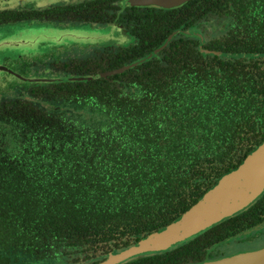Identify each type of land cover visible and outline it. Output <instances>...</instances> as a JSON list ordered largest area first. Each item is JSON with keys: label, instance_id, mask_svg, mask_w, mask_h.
Returning a JSON list of instances; mask_svg holds the SVG:
<instances>
[{"label": "trees", "instance_id": "1", "mask_svg": "<svg viewBox=\"0 0 264 264\" xmlns=\"http://www.w3.org/2000/svg\"><path fill=\"white\" fill-rule=\"evenodd\" d=\"M140 9L136 54L178 33L126 82L51 84L97 123L33 98L0 103V264H99L171 223L264 140V57L235 56L264 53V0ZM227 19L201 49L184 33ZM217 225L159 251L160 264L217 240Z\"/></svg>", "mask_w": 264, "mask_h": 264}, {"label": "flooded vegetation", "instance_id": "2", "mask_svg": "<svg viewBox=\"0 0 264 264\" xmlns=\"http://www.w3.org/2000/svg\"><path fill=\"white\" fill-rule=\"evenodd\" d=\"M128 1L68 0L62 4L45 5L40 8L19 7L0 11V25L14 22H34L57 28H68L79 25L101 26L115 24L121 27L130 36L131 40L127 45H93L89 48H84L72 43L71 39L75 37L67 35L69 39L63 44L66 46H54L53 49H58L52 55L34 57L30 61H24V64L16 63L12 67L7 64L8 66L5 65L4 68L0 69L2 75H4V77L0 78V103L33 98L37 106H40L38 101L42 100L53 106H59V111L61 112L68 114L77 112L78 117L83 114L81 111H76V109L84 108L85 113L82 119L85 121L93 119L95 110H91L90 106L81 102L60 99V93L58 91L55 93V89L51 88V84L61 82L69 84L87 83L97 79L126 82L129 73L123 74V72L133 69L136 65H140L155 56L178 33V31L172 32L151 53L145 56L136 54L133 47L137 42V38L129 28V25L131 26L135 20L133 7H139L142 10V8L151 6L132 5ZM226 21H228L226 27L219 22H213V26L205 25L197 30H184V33L197 34L199 37L198 47L201 49L206 39L225 33L226 29L231 25L230 19ZM206 33H209L210 36H207ZM51 40H60V34H56ZM208 51L206 50V52ZM132 74L134 75V71ZM118 75L122 76L116 77ZM93 120L95 122H92V124L97 123L96 119ZM262 196L256 198L248 208L242 209L218 222L217 232L214 236L217 237V240L213 239L212 243L211 241L207 243L205 248L196 249L195 251H198V253L195 256H192L195 251L184 254L181 258L187 259L181 264H203L263 249L264 201H260ZM206 237L211 238L212 236L208 234ZM166 253L169 252H157L154 255L140 258L129 264H160L162 258L165 259ZM69 256L66 254L58 259H42L38 263L75 264L81 262L80 259L77 260ZM181 258H176L175 260H181ZM172 262L173 260L170 259L164 260V264H171Z\"/></svg>", "mask_w": 264, "mask_h": 264}, {"label": "water", "instance_id": "3", "mask_svg": "<svg viewBox=\"0 0 264 264\" xmlns=\"http://www.w3.org/2000/svg\"><path fill=\"white\" fill-rule=\"evenodd\" d=\"M187 0H129L138 6L173 8ZM218 53V52H217ZM235 56L264 57V53H240ZM264 192V140L248 152L234 168L223 173L215 184L180 216L165 227L150 233L135 245L111 253L99 264H118L164 251L186 242L224 218L247 208ZM203 264H264V248Z\"/></svg>", "mask_w": 264, "mask_h": 264}, {"label": "rangeland", "instance_id": "4", "mask_svg": "<svg viewBox=\"0 0 264 264\" xmlns=\"http://www.w3.org/2000/svg\"><path fill=\"white\" fill-rule=\"evenodd\" d=\"M68 0H0V11L17 9L19 7L40 8L45 5L62 4ZM56 34H60V40H51ZM76 46L89 48L93 45H127L131 42L130 36L115 24L90 26L79 25L68 28L37 24L34 22H14L0 25V69L5 65L14 66L16 63L24 64L34 57L52 55L63 45L69 37ZM59 42V43H58ZM8 64V65H7ZM4 77L0 71V78ZM14 79V78H13ZM1 83V80H0ZM75 109V108H74ZM76 111L85 113L84 108ZM96 115V112L95 114ZM39 264V263H37Z\"/></svg>", "mask_w": 264, "mask_h": 264}]
</instances>
